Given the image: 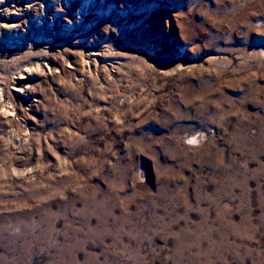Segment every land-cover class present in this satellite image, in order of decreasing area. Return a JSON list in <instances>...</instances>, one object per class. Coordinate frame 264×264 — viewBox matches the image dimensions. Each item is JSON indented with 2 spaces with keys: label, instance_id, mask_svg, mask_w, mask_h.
I'll return each mask as SVG.
<instances>
[{
  "label": "rangeland",
  "instance_id": "374dc122",
  "mask_svg": "<svg viewBox=\"0 0 264 264\" xmlns=\"http://www.w3.org/2000/svg\"><path fill=\"white\" fill-rule=\"evenodd\" d=\"M28 20L51 43L0 40V264H264V0Z\"/></svg>",
  "mask_w": 264,
  "mask_h": 264
},
{
  "label": "bare ground",
  "instance_id": "6f19581e",
  "mask_svg": "<svg viewBox=\"0 0 264 264\" xmlns=\"http://www.w3.org/2000/svg\"><path fill=\"white\" fill-rule=\"evenodd\" d=\"M35 4L36 0H0V32L6 36V38L1 37L0 40L4 42V45L11 46L15 43L20 45L26 42L36 46L39 40L43 45H48L51 43L50 30L52 29V25L44 20L43 22H33L28 20L29 13ZM24 23L25 25L21 31L15 30L18 27H21V25ZM11 29H14L15 32L20 34L10 35L9 33ZM79 33L80 29L79 31L74 29L69 30V34L74 38L77 37ZM80 38L82 39L84 37ZM97 56H100V54L97 52L88 51L86 53V59L90 61H87L86 63L88 68L89 63L91 65L93 62L97 61V59H95ZM34 70L24 69L23 73L16 78L17 80H22V82H20V85H18L19 87H16L17 89H14L15 92L21 94L22 96L28 95V87L25 83L28 81L29 76L32 75ZM1 97L2 95L0 93V102H2ZM194 141H196V139Z\"/></svg>",
  "mask_w": 264,
  "mask_h": 264
}]
</instances>
